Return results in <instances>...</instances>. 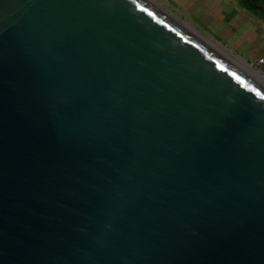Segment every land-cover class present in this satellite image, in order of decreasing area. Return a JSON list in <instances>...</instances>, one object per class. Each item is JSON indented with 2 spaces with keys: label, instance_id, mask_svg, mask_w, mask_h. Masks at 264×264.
Instances as JSON below:
<instances>
[{
  "label": "water",
  "instance_id": "water-1",
  "mask_svg": "<svg viewBox=\"0 0 264 264\" xmlns=\"http://www.w3.org/2000/svg\"><path fill=\"white\" fill-rule=\"evenodd\" d=\"M0 264H264V84L153 0H0Z\"/></svg>",
  "mask_w": 264,
  "mask_h": 264
},
{
  "label": "rangeland",
  "instance_id": "rangeland-1",
  "mask_svg": "<svg viewBox=\"0 0 264 264\" xmlns=\"http://www.w3.org/2000/svg\"><path fill=\"white\" fill-rule=\"evenodd\" d=\"M155 1L258 74L254 63L264 56V21L242 9L238 1Z\"/></svg>",
  "mask_w": 264,
  "mask_h": 264
},
{
  "label": "bare ground",
  "instance_id": "bare-ground-1",
  "mask_svg": "<svg viewBox=\"0 0 264 264\" xmlns=\"http://www.w3.org/2000/svg\"><path fill=\"white\" fill-rule=\"evenodd\" d=\"M155 3H157L159 6H161L163 9H165L167 12H169L171 15H173L169 10H167L164 6H162L160 3L157 1L153 0ZM174 16V15H173ZM177 18L176 16H174ZM180 20L182 23H184L186 26H188L190 29H192L194 32H196L198 35H200L202 38H204L206 41H208L210 44H212L214 47H216L218 50H220L222 53H224L226 56H228L230 59H232L234 62H236L238 65H240L242 68H244L247 72H249L251 75H253L255 78H257L259 81H261L264 84V78L258 73H255L253 69H251L249 66H247L243 61L238 60L231 54L225 52L217 43L200 33L197 29L193 28L186 22L182 21L181 19L177 18Z\"/></svg>",
  "mask_w": 264,
  "mask_h": 264
},
{
  "label": "trees",
  "instance_id": "trees-1",
  "mask_svg": "<svg viewBox=\"0 0 264 264\" xmlns=\"http://www.w3.org/2000/svg\"><path fill=\"white\" fill-rule=\"evenodd\" d=\"M238 3L249 13L253 14L257 18L264 21V10H259L253 3L249 0H236Z\"/></svg>",
  "mask_w": 264,
  "mask_h": 264
},
{
  "label": "built area",
  "instance_id": "built-area-1",
  "mask_svg": "<svg viewBox=\"0 0 264 264\" xmlns=\"http://www.w3.org/2000/svg\"><path fill=\"white\" fill-rule=\"evenodd\" d=\"M254 65L258 70V73L264 78V56H261L256 59Z\"/></svg>",
  "mask_w": 264,
  "mask_h": 264
},
{
  "label": "flooded vegetation",
  "instance_id": "flooded-vegetation-1",
  "mask_svg": "<svg viewBox=\"0 0 264 264\" xmlns=\"http://www.w3.org/2000/svg\"><path fill=\"white\" fill-rule=\"evenodd\" d=\"M253 3L259 10H264V0H249Z\"/></svg>",
  "mask_w": 264,
  "mask_h": 264
},
{
  "label": "crops",
  "instance_id": "crops-1",
  "mask_svg": "<svg viewBox=\"0 0 264 264\" xmlns=\"http://www.w3.org/2000/svg\"><path fill=\"white\" fill-rule=\"evenodd\" d=\"M237 2V1H236ZM237 4L239 5V3L237 2ZM240 6V5H239ZM242 9H244L243 7H241ZM245 10V9H244ZM248 12V11H247ZM249 14H251V13H249ZM251 15H253V14H251ZM245 17V16H244ZM243 17V18H244ZM243 22H245L246 20H242Z\"/></svg>",
  "mask_w": 264,
  "mask_h": 264
}]
</instances>
